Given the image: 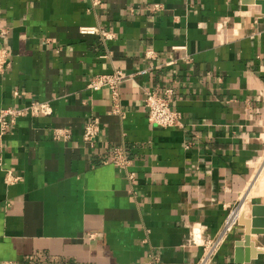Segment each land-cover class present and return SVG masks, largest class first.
<instances>
[{
    "label": "crops",
    "instance_id": "0c3cea01",
    "mask_svg": "<svg viewBox=\"0 0 264 264\" xmlns=\"http://www.w3.org/2000/svg\"><path fill=\"white\" fill-rule=\"evenodd\" d=\"M97 1L0 0L10 62L0 108L50 109L18 117L0 139V264L191 263L240 201L245 216L247 203H264V193L242 195L264 156V8ZM115 69L125 75L116 101L107 87L87 88ZM166 88L180 120L159 127L143 94ZM90 118L93 147L82 139ZM56 128L69 137L54 139ZM115 146L133 180L109 162ZM6 171L19 179L5 182ZM242 236L236 223L210 264H264V233L241 243L247 262H234Z\"/></svg>",
    "mask_w": 264,
    "mask_h": 264
},
{
    "label": "built area",
    "instance_id": "2783aa9c",
    "mask_svg": "<svg viewBox=\"0 0 264 264\" xmlns=\"http://www.w3.org/2000/svg\"><path fill=\"white\" fill-rule=\"evenodd\" d=\"M97 0H93V3H97ZM154 9H159L160 5L153 4ZM82 33H94L99 32L104 38H108L109 35L103 31L97 29H84L81 28ZM7 28L0 27V74L9 66V55L7 49L2 45V41L6 38ZM144 72V70L142 71ZM124 74L119 70L115 69L111 73L106 74H96L87 83V88L90 90H97L101 87H107L110 91V96L113 101L118 98V86L121 80L124 78ZM17 95V92H14ZM171 96L172 91L170 88L164 89L162 92L157 93L151 90H147L143 94V103L146 107V119L152 125L159 127H171L178 124L180 120L179 113L171 107ZM50 109L46 102L31 101L28 104L21 107L7 106L0 108V139L12 127L18 117L25 115L37 116L40 114H49ZM99 132L98 121L95 118H90L86 121L82 129V139L83 142L88 146L93 147ZM54 139H67L69 137V132L65 128H56L52 131ZM109 162L115 165L118 169L124 170L126 172L127 178L129 180L134 179V173L128 170L130 165L129 159L126 157L124 149L122 146H115L111 149L109 154ZM19 179L18 176L12 175L10 171H6L4 174L5 182H14ZM237 206L233 207L235 209ZM231 209L220 227V229L212 236L206 240L202 245V252L199 258L191 263L186 264H210L213 257L217 253L218 249L222 245L224 239L226 238L228 232L237 223V219L234 220L228 227L227 220L232 212ZM1 264H15L12 262H2ZM144 264H161L159 257L155 255H150L148 260Z\"/></svg>",
    "mask_w": 264,
    "mask_h": 264
},
{
    "label": "water",
    "instance_id": "95a60500",
    "mask_svg": "<svg viewBox=\"0 0 264 264\" xmlns=\"http://www.w3.org/2000/svg\"><path fill=\"white\" fill-rule=\"evenodd\" d=\"M257 4L264 8V0H256ZM246 210L249 211V215L245 216L242 212L237 218V223L241 224L243 228V238L242 240L235 241L234 247V262L241 263L243 260L248 261L249 257H245L244 259L240 255V245L244 241L245 243L250 239V234L256 235L259 233H264V203H247Z\"/></svg>",
    "mask_w": 264,
    "mask_h": 264
},
{
    "label": "bare ground",
    "instance_id": "6f19581e",
    "mask_svg": "<svg viewBox=\"0 0 264 264\" xmlns=\"http://www.w3.org/2000/svg\"><path fill=\"white\" fill-rule=\"evenodd\" d=\"M260 164L256 165L255 168L252 171V175L249 179V182L247 184V187L245 188L244 192L245 195L247 194H252V193H264V156L262 160L259 162ZM241 195V196H242ZM243 200L239 202V205H236L237 207L232 211L230 217L227 220V225L228 227L234 220H236V215L239 214V211L242 207Z\"/></svg>",
    "mask_w": 264,
    "mask_h": 264
},
{
    "label": "rangeland",
    "instance_id": "374dc122",
    "mask_svg": "<svg viewBox=\"0 0 264 264\" xmlns=\"http://www.w3.org/2000/svg\"><path fill=\"white\" fill-rule=\"evenodd\" d=\"M240 212H241V209H240V211H239V214H240Z\"/></svg>",
    "mask_w": 264,
    "mask_h": 264
}]
</instances>
